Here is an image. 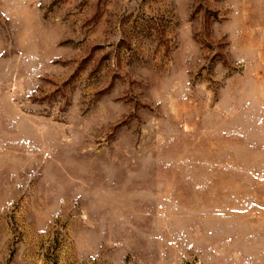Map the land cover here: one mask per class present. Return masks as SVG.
Returning <instances> with one entry per match:
<instances>
[{
	"label": "rangeland",
	"instance_id": "rangeland-1",
	"mask_svg": "<svg viewBox=\"0 0 264 264\" xmlns=\"http://www.w3.org/2000/svg\"><path fill=\"white\" fill-rule=\"evenodd\" d=\"M0 264H264V0H0Z\"/></svg>",
	"mask_w": 264,
	"mask_h": 264
}]
</instances>
